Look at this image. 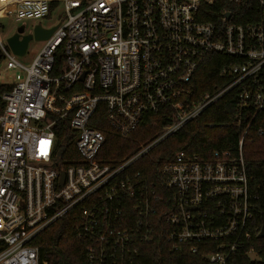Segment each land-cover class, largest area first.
Wrapping results in <instances>:
<instances>
[{"label": "built area", "instance_id": "obj_1", "mask_svg": "<svg viewBox=\"0 0 264 264\" xmlns=\"http://www.w3.org/2000/svg\"><path fill=\"white\" fill-rule=\"evenodd\" d=\"M52 3L60 24L28 65L0 38L6 68L25 73L23 81L0 83V264H46L34 240L68 212L87 264H135L140 246L156 237L201 264L259 260L251 242L264 201L254 193L243 138L264 115V0H0V17L46 18ZM209 54L227 58L221 84L191 100L193 77ZM4 85L11 88L1 91ZM228 95L233 121L218 125L241 129L235 149L206 158L176 152L158 169L163 191L130 170ZM102 106L120 137L148 115L171 122L108 162L99 156L105 135L93 126ZM63 121L77 154L67 162L54 130Z\"/></svg>", "mask_w": 264, "mask_h": 264}, {"label": "trees", "instance_id": "obj_2", "mask_svg": "<svg viewBox=\"0 0 264 264\" xmlns=\"http://www.w3.org/2000/svg\"><path fill=\"white\" fill-rule=\"evenodd\" d=\"M55 3L50 5V11L55 8ZM50 12V14H51ZM208 19V18H207ZM245 22L248 18H241ZM0 52V60L2 59ZM56 65L63 60L62 49L55 53ZM227 58L217 54H209L197 69L193 81L194 87L189 99L195 100L205 92H211L221 84L217 77L223 61ZM11 85H4L3 90H9ZM97 122L93 126L105 135V143L99 154L105 161L112 162L134 153L140 144L156 138L163 127L171 122L162 120L161 113L148 115L138 129L127 137H120L107 124L103 106L97 111ZM233 121V100L230 95L216 101L204 112L193 120L187 122L179 130L156 144L147 154L143 155L132 165V172H139L157 189L164 188L158 176V169L162 163L170 160L178 151L197 154L201 158L208 157L216 149H235L241 134V129L235 125L219 126ZM214 124L208 126V124ZM262 128L263 133L257 134L256 129ZM59 139L60 158L63 162L77 157L73 145V136L67 128V122H59L54 127ZM243 156L246 161L247 171L252 177L254 193L263 198L261 189L264 187V115H257L243 138ZM63 166L65 164L63 163ZM262 185L261 187H258ZM259 188V189H257ZM264 210V202L262 203ZM72 212H68L54 220L35 238L34 244L38 246L40 257L46 264H87L83 256L84 243L76 237L73 230ZM253 225L264 231V213L255 216ZM252 245L255 247L259 260H250L246 256H239L235 264H264V236L254 235ZM135 264H201L197 255L190 254L185 248L178 252H171L162 238L156 237L151 243L140 246Z\"/></svg>", "mask_w": 264, "mask_h": 264}, {"label": "rangeland", "instance_id": "obj_3", "mask_svg": "<svg viewBox=\"0 0 264 264\" xmlns=\"http://www.w3.org/2000/svg\"><path fill=\"white\" fill-rule=\"evenodd\" d=\"M2 11L3 6L0 7V14H2ZM59 15L58 13L51 12L46 18L23 20L21 22H16L12 14L6 18L0 17V38L3 41L4 47L8 48L6 38L15 32L19 24H24L26 30L30 32L37 24H40L42 27H49L58 23L61 18ZM43 44L44 42L35 41L33 39L30 40L25 55L18 56L17 61L23 65H28L33 57L40 51ZM5 62V57L3 56L0 60V83L15 84L23 81L25 76L24 70L21 67L7 69Z\"/></svg>", "mask_w": 264, "mask_h": 264}, {"label": "water", "instance_id": "obj_4", "mask_svg": "<svg viewBox=\"0 0 264 264\" xmlns=\"http://www.w3.org/2000/svg\"><path fill=\"white\" fill-rule=\"evenodd\" d=\"M11 8V6L9 7ZM228 16V14H227ZM59 22L49 26V27H42L40 24H37L33 27L30 33H23L24 32V24H20L15 32L6 38V43L8 49L11 51L12 54L18 56H23L26 53V49L30 40L44 42L47 40L53 32L58 28ZM64 180V173H60V184H63ZM264 231L261 230L258 234V237H263Z\"/></svg>", "mask_w": 264, "mask_h": 264}, {"label": "flooded vegetation", "instance_id": "obj_5", "mask_svg": "<svg viewBox=\"0 0 264 264\" xmlns=\"http://www.w3.org/2000/svg\"><path fill=\"white\" fill-rule=\"evenodd\" d=\"M19 25H20V24H19ZM19 25H18V26H19ZM16 28H17V27H16ZM23 33H24V34H25V33H30V32H28V31L26 30V26H25V25H24V32H23Z\"/></svg>", "mask_w": 264, "mask_h": 264}, {"label": "bare ground", "instance_id": "obj_6", "mask_svg": "<svg viewBox=\"0 0 264 264\" xmlns=\"http://www.w3.org/2000/svg\"><path fill=\"white\" fill-rule=\"evenodd\" d=\"M2 6H3V4H2Z\"/></svg>", "mask_w": 264, "mask_h": 264}, {"label": "crops", "instance_id": "obj_7", "mask_svg": "<svg viewBox=\"0 0 264 264\" xmlns=\"http://www.w3.org/2000/svg\"><path fill=\"white\" fill-rule=\"evenodd\" d=\"M2 5V4H1Z\"/></svg>", "mask_w": 264, "mask_h": 264}]
</instances>
